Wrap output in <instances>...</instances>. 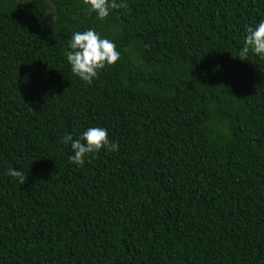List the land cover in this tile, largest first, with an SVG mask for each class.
I'll return each mask as SVG.
<instances>
[{"label": "trees", "instance_id": "obj_1", "mask_svg": "<svg viewBox=\"0 0 264 264\" xmlns=\"http://www.w3.org/2000/svg\"><path fill=\"white\" fill-rule=\"evenodd\" d=\"M124 4L0 0V264H264V58H238L264 0ZM89 27L121 54L91 84ZM88 127L118 148L77 167Z\"/></svg>", "mask_w": 264, "mask_h": 264}, {"label": "clouds", "instance_id": "obj_2", "mask_svg": "<svg viewBox=\"0 0 264 264\" xmlns=\"http://www.w3.org/2000/svg\"><path fill=\"white\" fill-rule=\"evenodd\" d=\"M88 9L95 13L97 19L103 20L109 15L111 9L124 7V0H84ZM66 53V61L70 66L71 73L82 82L91 84L99 70L106 65L114 64L120 57L113 41L100 36L95 29L89 27L83 31H73ZM249 52L264 58V19H260L254 26L246 29L244 44L239 49L238 58L245 60ZM60 142L69 144L72 153L68 161L79 167L85 163L88 154H95L102 148L106 151H116L118 145L110 142L107 129L104 127H88L77 139H73L70 133L60 137ZM5 174L24 181V173L18 168H7Z\"/></svg>", "mask_w": 264, "mask_h": 264}]
</instances>
